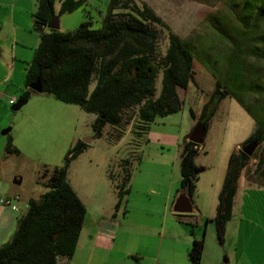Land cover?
I'll return each instance as SVG.
<instances>
[{
    "label": "trees",
    "instance_id": "16d2710c",
    "mask_svg": "<svg viewBox=\"0 0 264 264\" xmlns=\"http://www.w3.org/2000/svg\"><path fill=\"white\" fill-rule=\"evenodd\" d=\"M195 1L215 9L204 18V23L217 43L212 39L180 38L151 7L146 3L138 6L133 0H110L99 29L85 22L75 32H47L57 15V0H37L33 28L40 35V43L26 69L20 99L41 95L30 88L39 82L43 95L96 115L92 125L94 139L102 138L107 127L120 129L127 112L132 111L126 125H131L132 134L139 137L158 117L182 110L184 101L180 91H187L190 85L198 86L194 69L198 60L215 84L201 113L197 115L190 110L195 121L193 131L204 126L205 139L221 103L231 98L255 122L254 133L241 148L249 144L261 146L264 144V0ZM83 3L84 0H64L59 16L78 11ZM161 34L167 37L165 49L160 46ZM190 135L181 154L179 192L192 199L199 175L205 169L195 163L200 145L190 142ZM122 138V135L111 137V143ZM88 148V144L77 141L61 167H45L41 171L38 184L47 192L29 201L27 213L18 218L12 239L0 247V264H60L75 255L87 208L69 182V170ZM5 153L8 157L20 155L11 139ZM250 160L251 156L240 150L230 157L212 220L221 244L227 224L233 218L239 181ZM130 165L126 160L121 165L119 180H113L118 198L115 214L129 192ZM255 173L257 176L247 177L248 182L264 187V150ZM185 226L193 237L195 224ZM204 249V238L194 239L188 252L189 264H202Z\"/></svg>",
    "mask_w": 264,
    "mask_h": 264
},
{
    "label": "rangeland",
    "instance_id": "374dc122",
    "mask_svg": "<svg viewBox=\"0 0 264 264\" xmlns=\"http://www.w3.org/2000/svg\"><path fill=\"white\" fill-rule=\"evenodd\" d=\"M17 1L0 0V11L9 13L10 7L14 6ZM63 1L57 0L55 4V13L59 19L58 31L75 32L85 22H91L93 29H99L102 18L108 11L110 0H84L83 6L78 11L59 16ZM133 1L138 6L144 3L151 8L153 6L158 11V15L182 39L200 38L205 41L212 39L216 43L218 42L212 31L204 23V18L215 10L213 7L195 0ZM22 4L28 5L29 8L28 23L31 24V28L29 30L30 38L27 39V42L32 45V38H36L40 43V35L33 28V13L37 11V0H21L17 6L16 16L20 13ZM167 45L166 35L161 34V48L165 49ZM37 48L38 44L29 51V59L34 58ZM33 58L31 59L33 60ZM194 69L198 86L190 85L187 91H180V97L184 101L182 110L167 117H158L149 124L146 133H142L139 137L132 134L131 125H126L130 122L132 111L127 112L126 121L120 129L114 130L107 127L102 138L94 139L95 133L91 126L93 117L80 106L66 104L43 94L31 98L19 111H13L12 105L8 103V121L10 124L0 131L2 142H6L11 136L16 135L20 127L21 115L25 112H35L40 106L45 105V110L48 113L46 116L48 115L49 118L47 122L45 116L46 129L35 132L39 142L31 144L27 148L31 158L18 167V174L13 178L11 189L20 194L22 201L28 198L39 199L41 193L47 192V189L38 184L41 171L45 167L49 169L61 167L75 137L82 142L85 139H92L88 143V155H84L83 158L93 156L92 159H94L95 164L90 166V171H87L84 185L96 188L100 198L102 196L105 199L107 195L110 203L116 200L114 181L119 180L117 175L122 172L121 165H125V161L122 160L125 158L131 160L132 178L127 186L130 193L128 198H125L128 200L127 214L124 218V213L121 211L117 216V220L121 222V229L116 241V248L121 246L122 250L143 254L144 248L139 244L143 234L152 236V239L156 240V247L160 248V235L165 222V202H168L169 208H171L168 211L167 222H171L174 218H180V222L182 218H185L184 215H187L176 211L177 204L180 202H185L191 209L196 207L197 203L199 206L206 204L210 189L215 186L220 189L223 186L231 155L236 152L237 147H240L239 150L241 151V145L255 131V122L247 112L234 99L227 98L224 100L211 121V131L202 145L204 151L195 160L197 165L205 169L197 180L196 194L190 199L185 193L179 192L182 149L186 137L191 134L195 125L190 110L199 113V110L202 109V103L207 100L215 84L214 78L198 60L194 63ZM23 79L25 84L26 73ZM160 82L161 78L159 77L158 90H160ZM21 88L20 95L24 85ZM9 128L11 132L3 136V132ZM118 135L123 137L121 142L119 141L120 143L117 145H114L116 143L112 144L111 137ZM263 150L264 144L253 151L248 168L243 174L247 181L248 176H257L255 173L256 164L262 156ZM106 162L108 163L103 165ZM79 164L76 163L72 170H75ZM71 173V176L74 177V171ZM16 177L21 180V184H14ZM0 195L1 198L4 197V191L1 189ZM25 203L18 204L20 208L22 207L21 215L27 213ZM88 209L92 214L98 212L97 206L94 204L88 206ZM174 215L176 217H173ZM184 229L189 234L188 228L184 227ZM111 264L121 263L112 262Z\"/></svg>",
    "mask_w": 264,
    "mask_h": 264
},
{
    "label": "crops",
    "instance_id": "0c3cea01",
    "mask_svg": "<svg viewBox=\"0 0 264 264\" xmlns=\"http://www.w3.org/2000/svg\"><path fill=\"white\" fill-rule=\"evenodd\" d=\"M20 1L18 0L14 6L10 7L9 13L0 11V131L10 124L8 121V103L11 104L13 101L15 104L20 98L27 64L33 58L29 59V51L37 44L39 46L36 38H32V45L27 42V39L30 38L29 30L31 28V24L28 23V5L22 4L20 13L16 16ZM152 9L158 14L153 6ZM49 30L47 28V32ZM205 103L206 101L202 103L201 107ZM201 110L196 114L199 115ZM46 114L48 113L45 110V105H43L35 112L29 111L21 115L20 127L16 135L10 138L20 152L19 156H6L5 149L9 139L6 142L0 140V189L4 191V197H0V200L19 196L18 204L26 202V208L29 201L33 199L28 198L22 201L20 194L13 191L10 186L13 184V178L18 174L20 164L29 161L31 158L27 148L31 144L39 142L35 132L46 129L44 123L46 119L47 122L49 121ZM90 115L93 117L91 119L92 126L96 120V115ZM210 131L211 126L205 139ZM77 141L81 140L75 137L72 146ZM202 145L199 155L204 151ZM239 148L237 147L236 152ZM87 153L88 150L72 163L69 170V182L87 208L85 226L80 235L75 255L68 261L62 260L60 264H111L112 262L121 264H189L188 252L192 242L194 239L200 240L202 238L205 240L202 264H264V187L251 184L244 176L241 177L234 201L233 218L227 224L225 240L222 244L217 239L216 228L212 222L217 199L222 189V187L218 189L215 186L210 189L206 204L199 206L197 203V206L192 207L189 214L184 215L185 218L181 217L180 222V218H174L171 222H167L168 211L171 208H169V203L165 202V222L160 235V248L156 247V240L152 239V236L143 234L139 240L140 246L144 248L143 254L131 253L122 250L121 246L116 248V241L121 229V222L117 220V216L119 212L123 211L125 218L128 200L125 199V207L123 205L115 214V206L118 202L117 195L116 200L110 203L107 195L105 199L102 196L100 198L96 188L84 185L87 171H90V166L95 164L94 159H92L93 156L83 158L84 155H88ZM126 160L128 159L125 158L122 161ZM128 161L131 162V160ZM76 163L80 164L75 170H72ZM107 163H103V165ZM71 171H74V177L71 176ZM121 173H118V178H120ZM16 178L15 180H19L18 177ZM45 193H41L39 198ZM129 193L130 190L128 195ZM93 204L97 206L98 212L96 214H92L88 209V206ZM18 207L21 210L22 207L20 208L19 205ZM23 215L0 204V247L12 239L17 229L18 218ZM90 224L93 225L90 226ZM185 224H195L196 229L193 237H190L191 235L184 229Z\"/></svg>",
    "mask_w": 264,
    "mask_h": 264
},
{
    "label": "water",
    "instance_id": "95a60500",
    "mask_svg": "<svg viewBox=\"0 0 264 264\" xmlns=\"http://www.w3.org/2000/svg\"><path fill=\"white\" fill-rule=\"evenodd\" d=\"M48 29L52 30V31H58L59 30V19L57 16H54L52 18L51 23L48 25ZM35 93L37 94H42V86L39 82L34 83L33 85H31L30 87ZM29 100H23V99H19L13 106H12V110L13 111H19L22 107H24ZM11 132V129H7L5 130V132H3L4 135L8 134ZM204 134H205V128L204 126H199L198 128H196L190 135L189 141L192 143H195L197 145H202L203 144V140H204ZM92 141V139H85L83 142L88 144ZM258 145L257 144H249L248 146H246L245 148H241V151L248 154L249 156H251L253 154V151L255 150V148H257ZM14 184H21V180H15ZM191 207L186 204L185 202H180L177 204L176 207V211L180 214H189L191 212Z\"/></svg>",
    "mask_w": 264,
    "mask_h": 264
},
{
    "label": "built area",
    "instance_id": "2783aa9c",
    "mask_svg": "<svg viewBox=\"0 0 264 264\" xmlns=\"http://www.w3.org/2000/svg\"><path fill=\"white\" fill-rule=\"evenodd\" d=\"M11 104H14V102L12 101ZM19 201H20L19 196H13V197L1 199L0 204L8 208H11L14 212H20V209L18 207ZM26 209H28V205L26 206Z\"/></svg>",
    "mask_w": 264,
    "mask_h": 264
}]
</instances>
